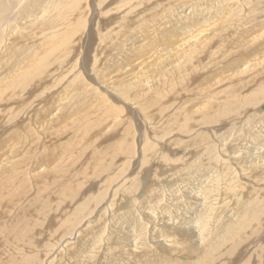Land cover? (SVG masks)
<instances>
[{
  "label": "bare ground",
  "instance_id": "bare-ground-1",
  "mask_svg": "<svg viewBox=\"0 0 264 264\" xmlns=\"http://www.w3.org/2000/svg\"><path fill=\"white\" fill-rule=\"evenodd\" d=\"M151 3V0H0V264H213L187 257L196 253L205 257L208 250L221 248L230 257L236 252L237 256H242V249L249 244L255 245L254 249L261 257L259 263L264 264V245L259 246L264 239V188L256 186L261 179L264 182V131L261 128L264 109L260 108L264 104V84L242 99L236 90L239 82L231 81L220 89L215 88V84L226 82L243 71L254 72L258 68L264 72V0H156L152 6ZM94 24L99 30H96L97 38L91 46ZM227 31L233 34L232 44L226 38L225 45L229 48L218 53L221 45L212 46L220 43L218 38L222 39ZM145 38L153 43H142ZM97 41L98 44L93 46ZM153 44L154 47H150L153 50L149 51L147 45ZM91 50L95 51L92 63L90 56L86 58L89 53L92 55ZM76 54L77 60L72 62L71 57ZM203 56L207 57L206 65ZM77 66L79 70L74 73ZM51 68H54L53 73L48 72ZM197 72L201 78L200 88H187L183 106L166 114L171 118L166 121V140L160 139L162 144L150 142L143 134L144 142L139 148L142 157L147 155V158L141 160L139 171L133 176L128 172L123 175L126 168L115 165L107 170L117 178L111 176L101 181V189L98 187L96 194L87 192L88 196L81 198L82 192L81 197L67 193L86 179L74 175L81 171L84 174L85 170L71 174L69 163L60 166L57 162L56 158L69 154L70 147L62 140L64 133L71 129L81 135L85 133L88 125L91 127L89 114L102 102L105 107L106 95L112 100L123 101L131 109L128 99L145 93L152 99L163 100L179 93L182 82L187 87L188 74L192 73L193 79ZM258 73L256 75L260 76ZM69 74L71 78L66 79ZM64 77L69 81L63 83L62 88L60 82L58 87L61 89L42 106L37 107L39 104L36 103L42 99L39 95L45 92L33 95L35 97L24 109H19V105L1 107L18 94L20 97L17 96L13 103H26L27 94H22L31 89L32 83L33 88L50 90L46 84L48 79L54 87ZM76 90L84 97L76 100ZM193 91L195 94L190 93ZM168 107L171 109L170 105ZM200 111L204 117L201 120L207 119L204 123L211 122L214 126L233 120L238 122L244 113L252 123L260 125L253 137L261 138V141L247 151L251 133L248 132L247 139L240 140L243 135L238 131L234 137L227 132L220 145L211 143V133L206 132L210 129L197 131L198 127L206 126L200 124L201 120H195ZM18 116L28 122L22 125L21 119V124L15 123L17 127L9 132L7 127L4 131L7 122ZM50 123L54 128L48 132L51 136L41 137V141L44 140L42 152L46 154L40 157L36 152L37 134ZM140 127L136 133L140 134ZM194 127L198 129L192 130ZM174 133L178 137L171 138ZM187 135L191 136L189 140H185ZM130 136L133 138L134 134ZM57 143L63 147L61 155L54 153ZM124 144L120 155L133 154L136 148L133 140L128 139ZM235 144L237 148L234 149ZM199 148L202 153L196 155ZM111 149H106L108 152L104 155L98 148L91 151L96 163L91 165V170H86L91 176L86 182L93 175L104 173L111 158L119 156L120 146ZM178 149L181 153L176 154ZM107 156H110L108 162ZM190 157L194 159L189 160ZM203 157H207L216 169H210L212 174L202 175L205 178L202 181L197 175L205 168L200 164L204 162ZM145 161H152L153 166L143 168ZM230 161L241 164L237 171L243 178L240 181L233 174ZM247 161L256 164L242 166ZM25 163L27 177L32 175L34 186H39L41 193L35 192L34 200L24 202L23 206L20 204L30 186L22 174ZM134 165L129 168H135ZM190 170L194 174H181ZM195 174L194 182L197 179L200 186L195 183L193 190L191 186L188 189ZM115 179L121 184L112 188ZM245 195L247 198L237 206ZM237 196L235 202L233 198ZM197 198L200 199L194 209L192 202ZM217 207L225 209L221 219L215 213ZM141 211L146 214V220L160 214V219L166 218L153 228L158 230L159 236L151 237L143 247L139 242L145 243L147 228L145 230L146 226L139 220ZM101 220L104 223L107 220L111 227L120 231L119 244L127 245L129 252L126 249L122 255L121 252L111 254L113 250L109 244L103 251L104 234L100 231L98 235L103 226ZM123 223L130 224L128 226L135 234L123 232ZM115 230L110 232L111 238H114ZM44 236L47 240L44 238L41 243ZM156 247L162 249V254H154ZM151 248L153 251L149 250ZM250 256L245 264H251L253 258Z\"/></svg>",
  "mask_w": 264,
  "mask_h": 264
},
{
  "label": "rangeland",
  "instance_id": "rangeland-1",
  "mask_svg": "<svg viewBox=\"0 0 264 264\" xmlns=\"http://www.w3.org/2000/svg\"><path fill=\"white\" fill-rule=\"evenodd\" d=\"M151 6L152 5H154L155 4V2H156V0H151ZM163 2V1H162ZM154 3V4H153ZM165 6H166V4H165ZM247 12V11H246ZM119 17V16H118ZM93 29H94V38H92V40L90 41V43H91V46H92V44H93V42H94V40H95V38H97V31L96 30H99L98 28H97V26L95 27V24L93 25ZM104 32V31H103ZM101 33V32H100ZM151 34H153V33H151ZM224 35V36H223ZM221 37H222V39L219 37L218 38V42H220V43H217L215 46H212L213 48H215L217 45L219 46V45H221L220 46V49L219 50H217V52L219 53L222 49H227V48H229L228 47V45H225L226 43H227V40L232 44V41H233V39H232V36H233V34H232V32H230V31H227V32H224V34H223ZM151 36V35H150ZM226 38H228L227 40H226ZM230 38V39H229ZM94 39V40H93ZM221 39V40H220ZM147 41H150L149 42V44H152L153 43V41L151 40V39H149V40H146V38H145V40L142 42V43H144L145 44V42H147ZM96 43L98 44V41L97 42H95L94 43V45L93 46H95L96 45ZM152 47H154V44L153 45H147V49L149 48L150 50L149 51H152L153 49H151ZM91 49V48H90ZM93 51L94 50H91V53H92V55L89 53V55H87L86 56V58L88 59L89 57L88 56H90V58H89V61L91 62L92 60H93ZM95 52V51H94ZM85 54V51L83 52V55ZM77 54L76 55H72V57H71V61L73 62L74 60H77ZM204 57V56H203ZM202 57V58H203ZM206 60V61H205ZM81 59H79V62L78 63H80L81 64ZM92 63V62H91ZM203 63H205L204 65H206V63L208 64V60H207V57L205 58H203ZM50 67V66H49ZM55 68V67H54ZM54 68H51L48 72H50V73H53L54 72ZM86 69L88 70V72H90V70L88 69V67H86ZM78 70H79V67L77 66V68H76V70L74 71V73H77L78 72ZM250 70H247V71H243V72H240L238 75H236V76H233V78H230V79H228V80H226V82L224 81V82H222V83H220V84H215V88L216 89H220V88H222L223 86H225V85H228V84H230V82L232 81V82H239L240 84H238L237 86L238 87H236V90H237V92H238V95L240 96V99H242L244 96H246L247 94H249L250 93V91H253L254 90V88H256V87H258L259 85H261V84H264V72H263V69H256L254 72H249ZM256 72H260V73H258V75H260V76H257L256 75ZM193 74H194V72H193ZM250 74V75H249ZM191 75H192V73H189L188 74V81H187V87H185V83H181L180 85H179V90H181V93H180V91L178 90V92L180 93V95H179V93H177V94H175V95H173V96H168V98L166 99H152L151 97H150V95L147 97V95L145 94V93H143V95L141 94V95H136L135 97H133L131 100L130 99H128L127 101L129 102L128 104H130V106H131V109H129L128 107H127V104H125L123 101L121 102V100H117V98H114L113 100L110 98V97H108L107 95H106V102L104 103L105 104V107H103V102L101 103V105H99L98 106V108H96L95 109V113L93 112V113H91V114H89V116H88V118H89V120L88 121H91V127H90V125H88L89 126V128L87 129L86 128V130H84V131H86L85 133H83L82 135L81 134H79V133H76V131L75 130H73V129H71L68 133H64L63 135H62V140H66L65 142L67 143V146H68V150H69V154H67V155H61L62 153H63V147L62 146H60V145H58L59 143H57L56 144V146H55V150H54V153H56V155H61V157H59V159L58 158H56L57 159V162L59 163V165L61 166V165H63V164H68L69 166H68V168H70V170H68L71 174H74V173H77L78 171H81V170H85L84 171V174L82 173L83 171H81V173L79 174H74V175H76V177H78V178H80V175L81 176H83L84 177V179H86V181H87V179H88V176H89V172H87L86 170H91L90 169V167H91V165H93V164H95L96 162V157L94 158V157H91L92 156V152L96 149V148H98L99 149V151L100 152H102L101 151V149H104V148H106V149H108L109 148V151H111L112 149V147H116V148H118V146H120V151H118V153H117V155H119L118 157L117 156H115L114 158H111V160H110V165H109V167L108 168H106V169H104V173H101V174H96V175H93L92 177L93 178H90L89 179V181L88 182H86V181H84V182H82V183H78V184H76V187H75V189L74 188H72L73 190H71V191H67V193L68 194H70L71 196H73L74 197V195L76 194V195H78V196H80L81 195V192H82V197L81 198H83L86 194H87V192H88V194H96V192L97 191H99L97 188L100 186L101 187V181H104V180H107V179H109L112 175H111V172L112 171H110V172H108V170H110V168H113L115 165L116 166H122V168L123 169H125L126 168V170L122 173L123 175H125V173H129V175H134V173L135 172H137V171H139V167H140V164H141V160L143 161L145 158H147V155L145 156V157H142L143 156V154L141 155V150H140V148L139 147H141V144H143V142H144V139H143V134H145L146 135V137H147V141H150V142H154L155 141V143H158V144H162V142L163 141H160V139H165L166 140V131H167V123H166V121H168V119L170 120L171 118H169V117H167L166 116V114H168L171 110H174V109H179V108H181L182 106H183V104L182 103H184V100L187 98L186 97V90H188V89H193V90H196L195 88H200V83H201V78H199L198 76H200V74H199V72H197V75H196V77L195 78H193V79H191ZM234 75V74H233ZM71 78V74H69L68 75V78H66V79H70ZM65 79V77L64 78H62V79H57V81H55V82H57L55 85H54V87L52 86L51 87V85H50V79H48L47 81H46V84L48 85V87H50V88H48V89H50V90H46V89H39V88H33L32 86H33V83H32V85H31V89H28V91L26 92V93H23L22 95H26L27 97L25 98V102L26 103H19V102H17V101H15L14 103H13V100L14 99H16L17 98V96L18 97H20V94H18L17 96H15L13 99H9L7 102H6V104L5 105H1V107L3 106V108H8V107H11V108H14V107H16V105H19V109L21 108H23L24 109V107L26 106V104L27 105H29L30 104V101L35 97V96H33V95H38L39 93H42V92H45V94H43V95H39V96H41L42 97V99H41V101H39V103H36V104H39V105H36L37 107H39V106H42V105H44V104H46L49 100H51V96L52 95H55L62 87H63V85L65 84V82L66 81H69V80H66ZM198 79H200V81L198 80ZM242 80V81H239V80ZM63 80V81H62ZM61 82V83H60ZM196 82V83H195ZM228 82V83H227ZM62 85V86H60V84ZM64 83V84H63ZM225 83V84H224ZM246 84V85H245ZM93 85V84H92ZM198 85H199V87H198ZM216 85H218V86H216ZM244 86L245 85V87L247 88H240L241 86ZM58 86H60L61 88L59 89V87ZM184 88H183V87ZM212 87H214V84H212ZM188 88V89H187ZM241 89V90H240ZM100 91V90H99ZM241 91V92H240ZM74 92H76L75 93V96L74 97H76L75 99L77 100V99H80V98H83L84 96L81 94V91L80 90H76V91H74ZM191 94H195V92L193 91V92H190ZM78 96H77V95ZM104 94V93H103ZM184 94V95H183ZM119 95V94H118ZM115 96H117V94L115 95ZM120 96H122L121 94H120ZM185 96V97H184ZM153 97V96H152ZM191 97H193V96H191ZM45 98V99H44ZM150 98V99H149ZM44 99V100H43ZM190 99V98H189ZM157 100V101H156ZM182 101V102H181ZM186 101V100H185ZM243 100H241V102H242ZM71 103H73L74 104V101H72ZM107 103V104H106ZM109 103H110V105H112V106H110L109 105ZM124 103V104H123ZM180 103V104H179ZM67 104H69V103H66V105ZM182 104V105H181ZM117 105V106H116ZM168 105H170V107H171V109L168 107ZM100 107V108H99ZM117 107V108H116ZM133 108V109H132ZM97 109H99V112H97ZM90 110V109H89ZM102 110V111H101ZM118 110V111H117ZM130 110V111H129ZM132 110V111H131ZM134 110V111H133ZM56 111V110H55ZM91 111V110H90ZM123 111V112H122ZM136 111V112H135ZM110 112V114H108ZM251 112V111H250ZM249 112V113H250ZM85 113V112H84ZM105 113V114H104ZM116 113V114H115ZM118 113V114H117ZM196 114H199L198 112H195ZM195 113H193V114H195ZM203 112L202 111H200V114L199 115H197L196 117H195V120H201V118L203 117L201 114H202ZM103 114V115H102ZM115 114V115H114ZM176 114H178V113H176ZM100 115H102V116H100ZM106 115V116H105ZM113 115H114V117H113ZM201 115V116H200ZM108 116V117H107ZM117 116V117H116ZM200 116V117H199ZM243 117L241 118L240 117V121H235V120H233V121H230V122H232V123H230V122H225L224 124H220V125H222V126H219V124H217V126H214V125H210V123H204V122H207V119L205 120V121H203V120H201V123L200 124H203V126L204 125H206V126H204V127H194V128H192V130L193 129H198L197 131H200V130H203L204 129V131H206V130H208V129H210V130H208V131H206L207 133H211L210 134V136H209V139H210V141H211V143H216V145L217 144H221V140H222V138L223 137H226V134H227V132L229 133V132H231L232 133V135H230L231 137L233 136H235V133H236V135H238V131H241V133H242V135L244 136H242L241 138H240V140H244L246 137H248L249 136V134H248V132L249 133H251V135H250V139H248V141L249 140H251V141H249L247 144V151H249L250 149H253V147L255 148V146H256V143L260 140L261 141V138H258V137H253V133H258L257 132V130L258 129H260V125L259 124H256V123H252L251 121H250V119L248 118V115H245L244 113H243V115H242ZM105 117V118H104ZM192 117H194V116H192ZM204 118V117H203ZM21 119H23L22 117H17V118H14V119H12V120H10L9 122H7V126L5 127V129H4V131H6V129H7V127H8V129H7V132H9L10 131V129L12 130V128H14V127H17V126H14L15 125V123H17L18 121H19V123H20V121H21ZM117 119V120H116ZM194 120V121H195ZM257 118H255V122H257ZM28 122V120H26V119H23V121L21 122L22 123V125H24L25 123H27ZM114 123V124H112V123ZM138 122V123H137ZM153 122V123H152ZM235 122V123H234ZM237 122V123H236ZM20 123V124H21ZM149 123V124H148ZM151 123V124H150ZM10 124V125H9ZM193 124V122H191V125ZM235 124V125H234ZM138 125V126H137ZM154 125H155V127L157 128H155L154 127ZM196 125V124H195ZM50 126V127H49ZM99 126V127H98ZM139 126H141L140 127V130H139V132H140V134L139 133H136L137 132V129H139ZM241 126H243V127H241ZM262 127V131H264V124H262L261 125ZM149 127V128H148ZM208 127V128H207ZM47 128V129H46ZM51 128H54V124H52V123H50V124H47V126L46 125H44V127H42V129H41V133H39V134H37V136L39 137V143H38V145H37V147H36V152H37V155L39 154V156L40 157H43V156H45V154L46 153H44V152H42V150H43V141H41L42 140V136H45V135H47L48 134V132L50 131V130H52ZM154 130H153V129ZM203 128V129H202ZM207 128V129H206ZM133 129V130H132ZM156 129V130H155ZM213 129V130H212ZM230 129H231V131H230ZM253 129V130H252ZM45 130H47V131H45ZM93 130V131H92ZM192 130H191V132H192ZM252 130V131H251ZM196 131V132H197ZM75 133V134H74ZM44 134V135H43ZM103 136H102V135ZM120 134V135H119ZM122 134V135H121ZM128 136H127V135ZM132 134H134V136H133V138H132V136H130V135H132ZM142 134V135H141ZM193 134H195V133H193ZM49 135V134H48ZM85 135V136H84ZM98 136V138H97V136ZM101 135V136H100ZM126 135V136H125ZM138 135H140L139 137H138ZM190 135H191V133H190ZM190 135H187V136H185L186 138H185V140H189L190 139ZM49 136H51V135H49ZM73 136V137H72ZM127 138H125V137ZM130 136V137H129ZM137 136V137H136ZM178 137V135H177V133H174V135H171L170 137L172 138V137ZM27 137H28V135H27ZM85 137V138H84ZM92 137V138H91ZM94 137V138H93ZM119 137V138H118ZM140 137H142L141 139H140ZM211 137V138H210ZM230 137V138H231ZM79 138V139H78ZM144 138H145V136H144ZM156 138V139H155ZM81 139V140H80ZM88 140V142H86L87 140ZM95 141H94V140ZM116 139H118V140H116ZM121 139V140H120ZM128 139L129 140H133V143L135 144V146H136V148H135V150L133 151L134 153L133 154H131V155H126L127 157H123V155H120V153L122 154L123 152L121 151V149L123 148V146L124 145H126V144H124L126 141H128ZM247 139V138H246ZM77 140H79L78 142L75 141ZM157 140V141H156ZM26 141H29V140H26ZM72 141H73V143H74V145H73V143H72ZM99 141V142H98ZM121 141V142H120ZM87 144H86V143ZM92 142H94L95 144L93 145V143ZM98 142V143H97ZM115 142V143H114ZM124 142V143H123ZM26 143V142H25ZM24 143V144H25ZM76 143V144H75ZM82 143V144H81ZM88 143H89V146H86V145H88ZM112 143H113V145H112ZM141 143V144H140ZM155 143H153V144H155ZM234 143V142H233ZM80 144V145H79ZM91 144H92V146H91ZM96 144H98L99 146H100V144L102 145V146H104L103 148H102V146H98V145H96ZM137 144V145H136ZM244 145H245V143H243ZM27 145V144H26ZM26 145H25V148H26ZM71 145H72V147H71ZM83 145V146H82ZM95 145H96V147H95ZM140 145V146H139ZM233 145V144H232ZM34 146H35V144H34ZM74 146V147H73ZM95 148H94V147ZM106 146V147H105ZM109 146H111V147H109ZM246 146V145H245ZM244 146V147H245ZM89 147V148H88ZM90 147H92L91 149H90ZM125 147V146H124ZM80 150H79V149ZM84 148V149H83ZM85 148H86V150H85ZM101 148V149H100ZM229 148V150L231 149L232 150V148H237V146H236V144H235V146L234 147H228ZM227 148V149H228ZM238 148H240V147H238ZM90 149V150H89ZM106 149H104L103 151L104 152H108V150H106ZM137 149V150H136ZM139 150V151H138ZM33 151H34V149H33ZM92 151V152H91ZM177 151V150H176ZM180 151V153H181V150L180 149H178V151L176 152V154L178 153ZM83 152V153H82ZM87 152H89V153H87ZM104 152H102L103 153V155H104ZM233 152V151H232ZM137 153V154H136ZM202 153V151H201V148H199V150L197 151V154L196 155H199V154H201ZM87 154V155H86ZM28 155H30L31 156V153H28ZM116 155V154H115ZM139 155V156H138ZM196 155H192L193 157H196ZM32 156H34V154L32 155ZM191 156V157H192ZM219 156H221V155H219ZM223 156V155H222ZM72 157V158H71ZM110 157V156H109ZM109 157L107 156L106 157V162H108L109 161ZM117 157V158H116ZM138 157V158H137ZM190 157V159L189 160H192V159H194V158H191ZM61 158V159H60ZM131 158V159H130ZM76 159V160H75ZM203 163H200V164H202L203 166H205V168L204 169H201L202 171H200V172H198V173H200V175L198 176L197 174H195L194 176H192V180H190V183H189V187H188V189L190 188V186H191V189L193 190L196 186L194 185L195 183H196V185H197V183H198V180L196 179L195 180V182H194V178L196 177V175H197V178L198 177H200V179L203 181V178H204V176L203 177H201L202 175H204V174H212V172H209V171H211L210 169H216V167H213L212 168V164L213 163H209L210 162V160L206 157H203ZM95 160V161H94ZM105 161V160H104ZM136 161V162H135ZM129 162H130V164L131 165H134V167L135 168H129L131 165L129 164ZM134 162V163H133ZM31 163V162H30ZM122 163H125V165L124 164H122ZM143 163V162H142ZM249 162L247 161V163L245 162V163H242V166H243V164H244V167L245 166H248V167H250L251 166V164L253 163H249ZM255 164H256V162H254ZM144 164V167L143 168H145V167H148V168H151L152 166H153V162L151 161V162H149V163H147L146 161L143 163ZM210 164V165H209ZM255 164H252V166L253 165H255ZM23 165V164H22ZM197 165H199V164H197ZM201 165V166H202ZM230 165L232 166L233 165V174L237 177V178H239V181L241 180V179H243V178H241V174L240 173H237V171H239V167L241 168V164H237L235 161L233 162V161H230ZM209 166V167H208ZM251 166V167H252ZM25 169H24V168ZM27 167H28V164H27ZM236 167V168H235ZM116 168V167H115ZM128 168V169H127ZM177 168V167H176ZM247 168V167H246ZM108 169V170H107ZM130 170V171H129ZM173 170V169H172ZM176 170V169H175ZM236 170V171H235ZM187 172V174H189L190 172H191V170L190 171H185L184 173L182 172L181 174H185ZM209 172V173H208ZM236 172V173H235ZM34 173H37V172H34ZM86 173V174H85ZM128 173L126 174V175H128ZM255 173L257 174L258 172L257 171H255ZM22 174H23V176L24 177H26L25 178V180L28 182V184L31 186L32 185V187H30L29 186V188L26 190L27 192L25 193V195H24V200L22 201V203L20 204V205H25L26 203H28V202H32L33 200H34V195L36 194V193H41V190L39 189V186L37 187H35L34 185V181H35V179H33V178H31L32 177V175H29L30 177H27V170H26V163H25V165L24 166H22ZM88 174V175H87ZM190 174H194V173H190ZM206 174V175H207ZM92 175V174H91ZM131 176V177H132ZM239 176V177H238ZM89 177H91V176H89ZM243 177V176H242ZM77 178V179H78ZM95 178V179H94ZM112 179L113 178H117V176L115 175V177H111ZM205 179V178H204ZM92 181V182H91ZM115 181H116V183H115ZM263 180L261 179V181L260 182H258V183H260V184H256V186H260V187H263L264 188V182H262ZM87 183V184H90V185H87V184H84V183ZM113 182V184H112V188L113 187H116V186H119L120 184H121V182H118L116 179L114 180V181H112ZM200 182V181H199ZM82 184V185H81ZM87 185V186H86ZM116 185V186H115ZM198 185L200 186V184L198 183ZM247 185H248V183H247ZM99 187V188H100ZM210 188H211V186H209ZM92 188V189H91ZM200 188V187H199ZM30 189V190H29ZM36 189V190H35ZM83 189V190H82ZM91 191H90V190ZM101 189V188H100ZM34 190V191H33ZM85 190V191H84ZM94 190V191H93ZM110 190V189H109ZM113 190V189H112ZM192 190H188V191H192ZM91 193H90V192ZM92 191H93V193H92ZM30 192V193H29ZM36 192V193H35ZM77 192V193H76ZM29 193V194H28ZM75 193V194H74ZM109 193V192H108ZM88 194H87V196H88ZM120 194V193H119ZM75 195V196H76ZM34 196V197H33ZM77 196V197H78ZM249 196V195H248ZM33 197V198H32ZM80 197H78V198H80ZM86 197V196H85ZM80 198V199H81ZM247 198V195H245V196H243V199L241 198V200L240 201H238V203H237V206H238V204L239 203H242L245 199ZM30 199V200H29ZM140 199V198H139ZM200 199V198H199ZM199 199L197 198V200H196V202H195V200L192 202V203H195V206L193 207L194 209L195 208H197V202L199 201ZM76 200H77V198H76ZM83 200H85V199H83ZM233 200L235 201V202H237V200H238V196H237V198L235 199V198H233ZM223 201H224V199H223ZM24 202H25V204H24ZM73 202H76V201H73ZM191 203V204H192ZM72 205H75V203H73ZM78 206V205H77ZM76 206V207H77ZM127 208V206L125 207V208H123V209H126ZM122 209V208H121ZM213 209H214V207H213ZM225 209H221L220 207H217V209H216V214L219 216V218L221 219L222 217V213H223V211H224ZM61 211H62V208H61ZM239 211V210H238ZM140 214V216L138 215V217H140V222H142L146 227H144V229L146 230V228H147V230H146V232H147V237L145 236V240H143L145 243H143V242H139L140 244H141V246L143 247V246H146L147 244V241H149L150 240V238L151 237H157V236H159V233H158V230H155V229H153L154 227H156L157 225H155V224H158L159 222L161 223H163L164 221H166V218L164 219V220H162V219H160L161 217H160V215H158V217L157 218H155V219H150V220H146V214H144V213H142V211L139 213ZM234 214V213H233ZM235 215V214H234ZM224 216H226L227 217V213H226V211H225V213H224ZM1 218H2V216H0ZM1 218H0V221H1ZM143 218V219H142ZM100 221V220H99ZM106 223H104L102 220H101V224L103 225V226H101V230H99L98 231V235L99 234H101L100 233V231H102L103 232V234L104 235H102V238H103V240H104V242L103 243H105V245H104V247H103V251H104V249H105V247H107L106 245L107 244H109L111 247H112V250L113 251H111V254H114V253H117V255H118V252H121V255H122V253L127 249V251L129 252V247H127V245H124V244H119V243H121L120 242V239L118 238V237H120L119 236V233H120V231L119 232H117V230L118 229H116V227L114 228V227H111V225L108 223V221L107 220H104ZM213 221H214V217H213ZM148 223H149V225H148ZM53 224V223H52ZM106 225V226H105ZM128 225H130V224H128ZM128 225H126V223H123L122 224V228H125V229H123V232H130V234L131 235H134L135 234V232H134V229H130L129 228V226ZM108 226V227H107ZM118 226V225H117ZM45 227H47V226H45ZM51 228H52V226H50ZM104 227V228H103ZM263 227H264V225H263ZM49 228V227H48ZM104 229V230H103ZM107 229V230H106ZM112 229V230H111ZM116 229V230H115ZM128 229V230H127ZM221 229H223V228H221ZM220 229V230H221ZM229 229V228H228ZM228 229L226 230V231H228ZM115 230V232H116V234H115V236H114V238H111V236H110V232H112V231H114ZM125 230V231H124ZM264 230V229H263ZM92 231H94V230H92ZM95 232H96V230H95ZM156 232V233H155ZM225 232V231H224ZM248 232V231H247ZM247 232H246V234L245 235H247ZM260 232H262V231H260ZM222 233H223V231H222ZM222 233H220L222 236L224 235V233L222 234ZM156 234H158V235H156ZM121 235V234H120ZM118 236V237H117ZM248 236V235H247ZM109 237V238H108ZM249 237V236H248ZM251 237V236H250ZM249 237V238H250ZM45 238V239H44ZM105 238H106V240H105ZM108 238V239H107ZM111 238V239H110ZM243 238H244V236H243ZM42 239H44V240H47V238H46V236H44V237H42L41 238V240ZM110 239V240H109ZM221 239V238H220ZM236 239V238H235ZM251 239V238H250ZM44 240H42L41 241V243L42 242H44ZM218 240V239H217ZM110 241V242H109ZM112 241V242H111ZM236 242V241H235ZM117 244H119V245H117ZM143 244H145V245H143ZM235 243H233L231 246H233ZM124 245V246H123ZM252 245V247H250L249 248V246H251ZM249 244L248 245V247H246V249H242V251H243V254H242V256H237V252L235 253V251L233 252V253H235L234 255H231V257H230V255H228L225 251H222V250H224V249H218V250H216V251H209L208 250V252H207V254L205 255V257L204 256H200V254H198V253H196L197 255H193V256H191V255H188V259H190V260H194V261H199V262H212L213 264H245L246 262H247V259H249V256L251 257V259H252V261H251V264H256V262H257V264H261V263H259L260 262V260H261V257L260 256H258V254H257V250H255L254 248H255V245L254 244ZM257 245V244H256ZM262 245H264V239L263 240H261V244H259V246H262ZM224 248H225V246H224ZM120 249H121V251H120ZM145 249V248H144ZM143 249V250H144ZM153 249L154 248H151V249H149L150 251L152 250L153 251ZM249 249V250H248ZM142 250V251H143ZM146 250V249H145ZM238 250V249H237ZM148 251V250H147ZM149 251V252H150ZM250 253H249V252ZM254 251V252H253ZM140 252V251H139ZM210 252V253H209ZM145 254H149L148 252H144ZM150 253H152V252H150ZM158 253H161L162 254V249L160 248V247H156V249H155V253L154 254H158ZM221 253L223 254V255H221ZM240 253V252H239ZM129 255V254H131V253H126V255ZM134 254V253H133ZM136 256H138V255H136ZM254 256V257H253ZM119 257V256H118ZM138 257H140V256H138ZM181 257V256H180ZM229 257H230V259H229ZM116 258H117V256H116ZM182 258V257H181ZM233 258V259H232ZM228 259L230 260V262L228 261ZM256 261V262H255ZM249 262H250V260H249Z\"/></svg>",
  "mask_w": 264,
  "mask_h": 264
},
{
  "label": "water",
  "instance_id": "water-1",
  "mask_svg": "<svg viewBox=\"0 0 264 264\" xmlns=\"http://www.w3.org/2000/svg\"><path fill=\"white\" fill-rule=\"evenodd\" d=\"M260 108L264 109V104H262Z\"/></svg>",
  "mask_w": 264,
  "mask_h": 264
}]
</instances>
